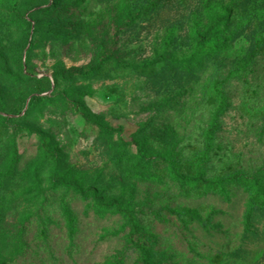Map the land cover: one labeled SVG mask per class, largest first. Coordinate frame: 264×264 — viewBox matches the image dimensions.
<instances>
[{"label": "rangeland", "instance_id": "374dc122", "mask_svg": "<svg viewBox=\"0 0 264 264\" xmlns=\"http://www.w3.org/2000/svg\"><path fill=\"white\" fill-rule=\"evenodd\" d=\"M0 264H264V0H0Z\"/></svg>", "mask_w": 264, "mask_h": 264}, {"label": "trees", "instance_id": "16d2710c", "mask_svg": "<svg viewBox=\"0 0 264 264\" xmlns=\"http://www.w3.org/2000/svg\"><path fill=\"white\" fill-rule=\"evenodd\" d=\"M217 94L222 98V102L220 104V108H219V111L217 113L215 123H214L213 127L208 131L207 136H206V138H207V150H206L205 157L212 151V141L214 138V134L218 130L217 125H216L217 118L224 111V108H225V102H226L225 95H224V92L218 88V84H217ZM39 99H40V97H34L33 100L31 101V103H34ZM138 154H139V158L141 161H146L148 159V157L146 156V154L144 152V149L140 146L138 147ZM157 159L168 164L171 167V171H172L174 177L178 180H181V181H184L187 183H194V182L202 181V179L200 177H191V178L183 177L181 175V173L178 171L176 165L170 160L169 157L164 156V157H158ZM225 182L226 181H223V180H215L214 182L211 183L210 186L212 189H217L220 185L224 184ZM254 201L256 202V198L254 199ZM257 203L261 204V201H257ZM129 239L135 247H137L141 252H144V247L139 245L138 243H136L134 241V238L130 237Z\"/></svg>", "mask_w": 264, "mask_h": 264}]
</instances>
